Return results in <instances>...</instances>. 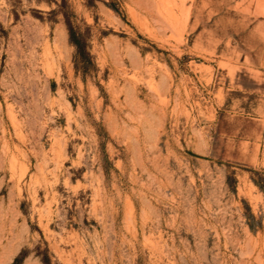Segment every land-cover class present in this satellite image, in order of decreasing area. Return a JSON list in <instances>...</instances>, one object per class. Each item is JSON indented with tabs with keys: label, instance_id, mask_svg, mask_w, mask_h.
Listing matches in <instances>:
<instances>
[{
	"label": "rangeland",
	"instance_id": "obj_1",
	"mask_svg": "<svg viewBox=\"0 0 264 264\" xmlns=\"http://www.w3.org/2000/svg\"><path fill=\"white\" fill-rule=\"evenodd\" d=\"M45 255L264 264V0H0V264Z\"/></svg>",
	"mask_w": 264,
	"mask_h": 264
},
{
	"label": "trees",
	"instance_id": "obj_2",
	"mask_svg": "<svg viewBox=\"0 0 264 264\" xmlns=\"http://www.w3.org/2000/svg\"><path fill=\"white\" fill-rule=\"evenodd\" d=\"M69 31V37L72 43L76 46L77 55L88 58V53L84 48V45L79 37L76 36L75 32L73 31L72 27L68 26ZM42 264H50V260L48 255H45L44 258H42Z\"/></svg>",
	"mask_w": 264,
	"mask_h": 264
}]
</instances>
